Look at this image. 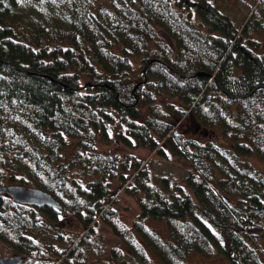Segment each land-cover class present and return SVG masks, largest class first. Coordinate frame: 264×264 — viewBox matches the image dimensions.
Here are the masks:
<instances>
[{
    "label": "trees",
    "instance_id": "16d2710c",
    "mask_svg": "<svg viewBox=\"0 0 264 264\" xmlns=\"http://www.w3.org/2000/svg\"><path fill=\"white\" fill-rule=\"evenodd\" d=\"M263 6L240 26L213 0H0V186L62 207L0 196V241L22 264H264ZM99 141L187 174L152 175Z\"/></svg>",
    "mask_w": 264,
    "mask_h": 264
},
{
    "label": "rangeland",
    "instance_id": "374dc122",
    "mask_svg": "<svg viewBox=\"0 0 264 264\" xmlns=\"http://www.w3.org/2000/svg\"><path fill=\"white\" fill-rule=\"evenodd\" d=\"M213 2L219 8V10L227 14L231 18V20H234L240 26L244 25L249 18H253V16L250 17L251 12L257 5L258 7L264 5L262 2L258 4V0H213ZM262 8H264V6ZM262 23H264V20L262 21ZM251 38L261 41V47L259 50L260 52H264V26H260L258 27V29L253 30L251 33ZM96 146L97 151L100 153H118L120 157L125 155H132L136 159L143 161V164L147 163V165L151 169L152 175H170L174 178L177 183H182L184 177L187 174V165L184 159H178L177 157H173L171 155H168L167 158L158 157L155 156V153L152 151H148L139 147H129L117 141H111L107 144L99 141ZM255 159L256 160L253 159V161L256 163V165H258V167L264 170V161H260L257 158ZM6 183L4 185H6ZM17 184L24 185L23 183ZM118 198H120L121 201L117 205V209L119 212L122 213V215H124V219L127 220L128 223H130L132 217L135 216V204L133 203L134 199L130 196L124 195V193H120ZM150 223L157 231L164 230L163 225L153 222ZM97 230L98 234H100L105 240V242H107V246L109 248H113L114 246L119 247V240L115 237V235H113V233L109 229L102 226L99 227ZM9 253L12 254L13 251L6 244L0 241V254L6 255ZM149 255L151 257V264H161V262L156 259L153 255ZM198 260L201 261V263L205 264L227 263L224 257L201 259V257L199 256H194L193 258L186 261L185 264H200L198 263ZM118 263H122L121 259L118 260ZM126 264L140 263L138 261L133 262L132 260H130V262Z\"/></svg>",
    "mask_w": 264,
    "mask_h": 264
},
{
    "label": "water",
    "instance_id": "95a60500",
    "mask_svg": "<svg viewBox=\"0 0 264 264\" xmlns=\"http://www.w3.org/2000/svg\"><path fill=\"white\" fill-rule=\"evenodd\" d=\"M6 195L14 202L20 205L31 206L35 208L50 207L62 210L59 202L48 192L27 185H2L0 186V196ZM23 258L21 256L1 257L0 264H20Z\"/></svg>",
    "mask_w": 264,
    "mask_h": 264
},
{
    "label": "flooded vegetation",
    "instance_id": "af4514ba",
    "mask_svg": "<svg viewBox=\"0 0 264 264\" xmlns=\"http://www.w3.org/2000/svg\"><path fill=\"white\" fill-rule=\"evenodd\" d=\"M6 185H7V184H6ZM14 256H21V257H22V255H20V254H18V253H15V252H13L12 254L9 253V254H6V255H1V254H0V258H1V257H14ZM22 258H23V257H22ZM21 261H22V262H21L20 264H22L24 260L22 259Z\"/></svg>",
    "mask_w": 264,
    "mask_h": 264
}]
</instances>
